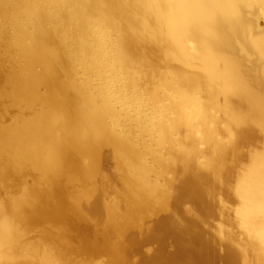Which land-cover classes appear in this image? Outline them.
<instances>
[{
  "label": "bare ground",
  "instance_id": "bare-ground-1",
  "mask_svg": "<svg viewBox=\"0 0 264 264\" xmlns=\"http://www.w3.org/2000/svg\"><path fill=\"white\" fill-rule=\"evenodd\" d=\"M0 264H264V0H0Z\"/></svg>",
  "mask_w": 264,
  "mask_h": 264
},
{
  "label": "rangeland",
  "instance_id": "rangeland-1",
  "mask_svg": "<svg viewBox=\"0 0 264 264\" xmlns=\"http://www.w3.org/2000/svg\"><path fill=\"white\" fill-rule=\"evenodd\" d=\"M214 224V223H213Z\"/></svg>",
  "mask_w": 264,
  "mask_h": 264
}]
</instances>
